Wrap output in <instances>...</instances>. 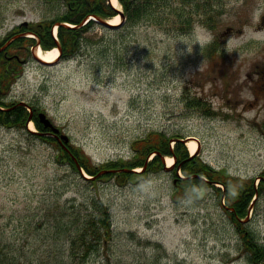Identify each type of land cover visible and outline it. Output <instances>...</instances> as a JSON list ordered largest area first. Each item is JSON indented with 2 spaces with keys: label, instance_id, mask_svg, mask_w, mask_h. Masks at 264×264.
<instances>
[{
  "label": "rangeland",
  "instance_id": "rangeland-1",
  "mask_svg": "<svg viewBox=\"0 0 264 264\" xmlns=\"http://www.w3.org/2000/svg\"><path fill=\"white\" fill-rule=\"evenodd\" d=\"M221 2L214 29L177 33L141 18L115 29L96 23L71 56L48 64L23 50L10 93L43 109L95 164L131 157L133 141L150 131L194 136L203 161L263 184L239 225L264 244V0ZM64 10L60 0H0V40L22 21ZM226 27L220 57L206 55ZM58 152L26 128L0 126V247L16 264H63L75 226L63 227L94 201L107 207L110 236L67 264H264L246 257L219 183L175 201L169 171L83 179Z\"/></svg>",
  "mask_w": 264,
  "mask_h": 264
},
{
  "label": "trees",
  "instance_id": "trees-1",
  "mask_svg": "<svg viewBox=\"0 0 264 264\" xmlns=\"http://www.w3.org/2000/svg\"><path fill=\"white\" fill-rule=\"evenodd\" d=\"M121 4L123 13L127 22H135L141 18L150 21L155 25L165 24L172 31L177 33H188L197 24L205 25L214 29L219 21V13L223 8L222 0H118ZM65 10L51 18H45L37 22H29L27 25L16 26L5 37L4 40L15 31H32L36 38L19 36L13 39L11 49H18L19 53L23 50L29 53L28 47L39 42L43 49H49L57 44L53 37L51 29L55 22L61 24L57 27L58 43L61 47V56L69 57L78 47L80 36L86 29L95 25L96 22L89 19L85 24L80 25L85 18L93 14L102 18H107L116 14L115 8L111 6L108 0H60ZM125 20V21H126ZM67 22L73 26H65L62 23ZM218 41L212 40L204 49L206 55L214 59L220 57L218 54ZM15 47V48H12ZM7 62L2 59L0 53V77L5 75ZM20 70V68H18ZM15 76V75H14ZM14 79V77H13ZM12 79V81H13ZM7 82L0 84L2 92L9 87ZM192 104L199 105L201 99L194 97ZM27 110L24 106H18L11 114L3 115L0 112V124L5 126L12 125L18 128H25ZM34 122L38 130L44 129L39 122L36 113ZM32 135H38L35 132H29ZM48 142H55L50 136H40ZM184 137L181 134H167L163 130L148 132L143 138H138L132 143V156L123 159L109 160L101 164L93 163L90 158L80 149L79 146L69 144L71 153L75 156L78 164L84 171L94 176V178H85L80 173L73 158L65 150L59 147L57 155L58 160L66 161L83 179L98 180L104 176H114L123 181L133 179H143L151 173L159 172L164 169L163 156H174L173 167L169 170L172 175L173 193L172 198L178 201L186 196L200 198L201 191L206 186H214V182L223 184L224 191L220 188H214L219 199L224 197L226 204L224 208H232L228 211L231 219L240 226L239 218L247 215L248 204L254 193L261 194L263 184L255 187L254 178L240 179L231 176L225 169H216L207 162L203 161L198 155H190L185 143L179 138ZM172 139H177L172 143ZM172 143V147H171ZM156 152L151 159L147 161L150 154ZM145 165V166H144ZM138 171H132L133 168H141ZM102 170H111L110 172H101ZM180 170L182 176L177 171ZM264 176V174L262 175ZM264 181V180H263ZM94 207L87 217L80 222L69 220L65 223L63 229L68 233L75 226L73 233L68 236V249L63 253L61 261L67 264V258H80L85 260L89 254L96 249L101 239L110 236V215L107 207L101 202H93ZM249 232V233H248ZM241 238L243 241V251L246 257L252 263H264V244L258 242L251 231L241 229ZM15 255L5 252L0 247V264H16Z\"/></svg>",
  "mask_w": 264,
  "mask_h": 264
},
{
  "label": "flooded vegetation",
  "instance_id": "flooded-vegetation-1",
  "mask_svg": "<svg viewBox=\"0 0 264 264\" xmlns=\"http://www.w3.org/2000/svg\"><path fill=\"white\" fill-rule=\"evenodd\" d=\"M17 33H18V31H15L12 34V36L17 34ZM9 46H10V43L7 45L4 43L0 44V48L3 47L0 49L1 57L3 60H5L7 62V64H6V70L7 71L5 72V75L0 77V84L4 83L6 81L8 83L7 86L9 87L4 92H2V90L0 88V112H3V115L13 113V111H15L18 106H20L18 103L21 100H16L14 98V96L10 93V88H11L10 85H11V82H12L14 75L17 73V70L19 68V64L21 65L25 62L24 59L20 58V53H19L18 49H11L9 51V49H7V47H9ZM12 48H15V47H12ZM31 111H32V118H34L35 113H37L39 110H37L35 106H31ZM0 126L7 127V128L13 127L12 125H8V126L0 125ZM38 131H39V133H44L41 136H50V137L55 138L56 141H58V139L55 137V135L53 136V135L48 134L51 132L49 128L38 130Z\"/></svg>",
  "mask_w": 264,
  "mask_h": 264
},
{
  "label": "water",
  "instance_id": "water-1",
  "mask_svg": "<svg viewBox=\"0 0 264 264\" xmlns=\"http://www.w3.org/2000/svg\"><path fill=\"white\" fill-rule=\"evenodd\" d=\"M118 14H119V16L121 18V22H119L118 24H112V23L108 22L107 20H104V19H102V18H100L98 16H94L93 19L95 21H97L98 23L106 26V27L117 28L124 21V15H123V13L120 10L118 11ZM231 30H232L231 27H226V29L223 31V34H226V33H228ZM58 49L60 50V47H58ZM31 53H32L33 58L36 59L39 63H42V64H48L49 63L48 61H45V60L41 59L40 57H38V55H36V53L34 52V49H32ZM38 117H39V121L43 124L44 127H49L53 132H58L59 131V129L52 123V121L48 117H46L44 112H39L38 113ZM30 118H31V114L28 116V120ZM57 137L59 138L60 143L63 146V148L65 150H68V148L64 144V143L68 142V139H69L68 136L66 134L61 133Z\"/></svg>",
  "mask_w": 264,
  "mask_h": 264
},
{
  "label": "bare ground",
  "instance_id": "bare-ground-1",
  "mask_svg": "<svg viewBox=\"0 0 264 264\" xmlns=\"http://www.w3.org/2000/svg\"><path fill=\"white\" fill-rule=\"evenodd\" d=\"M110 2L114 6H116V7L118 6V1L117 0H110ZM108 20H109V22L116 24V23L119 22V16L118 15L111 16L110 18H108ZM36 53L43 60L53 61L58 55V49L56 47H53V48L48 49V50H43L40 47H36ZM28 126H29L30 129H32L31 123H29ZM186 145H187L190 153H193L196 150L197 146H198L197 142L195 140H193V139L188 140L186 142ZM171 163H172V158L167 156L166 157V164L170 165Z\"/></svg>",
  "mask_w": 264,
  "mask_h": 264
}]
</instances>
